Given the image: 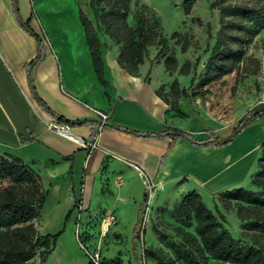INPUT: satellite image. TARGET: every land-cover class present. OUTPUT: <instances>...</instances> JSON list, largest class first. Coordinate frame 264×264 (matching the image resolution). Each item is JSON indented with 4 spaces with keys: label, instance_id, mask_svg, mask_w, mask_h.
Returning <instances> with one entry per match:
<instances>
[{
    "label": "crops",
    "instance_id": "crops-1",
    "mask_svg": "<svg viewBox=\"0 0 264 264\" xmlns=\"http://www.w3.org/2000/svg\"><path fill=\"white\" fill-rule=\"evenodd\" d=\"M33 1L18 0V4L22 19H29L30 27L42 39L43 55L32 71L36 94L66 119L89 120L73 124L77 137L91 138L99 123L95 110L108 114L91 150L47 127L46 120L53 116L33 98L26 75L37 41L16 21L11 0H0V152L27 162L47 191L33 219L40 234L56 233L63 226L60 235L73 234L77 229L74 221L99 205L107 207L102 218L111 216L109 209L115 208L118 216L131 220L132 230L139 232L137 212L144 201L146 181L153 187L151 202L158 193L195 190L212 211L221 191L237 186L256 189L251 175L258 168L264 118L252 120L224 145H195L184 137L172 142L169 136L134 135L110 126L155 133L177 127L203 139L209 133L226 137L238 117L220 119L207 132L182 124L157 93L166 80L158 77L159 66L144 57L135 72L128 71L118 62L111 39L102 40L100 47L102 83L77 9L69 15L72 19L61 21L64 17L60 16L56 21L54 11L46 8L42 21ZM261 102L264 100L257 104ZM104 178H109L108 192L102 191ZM68 213L69 224L64 225ZM51 214L58 219L52 226L47 222Z\"/></svg>",
    "mask_w": 264,
    "mask_h": 264
},
{
    "label": "trees",
    "instance_id": "trees-1",
    "mask_svg": "<svg viewBox=\"0 0 264 264\" xmlns=\"http://www.w3.org/2000/svg\"><path fill=\"white\" fill-rule=\"evenodd\" d=\"M130 1L88 0V6L94 15L93 21L79 8V18L84 27L93 65L98 78L104 84L101 41L98 34L101 23L105 26V32L120 43L117 57L122 67L135 72L138 64L143 62L144 47L149 39L145 32L140 30V25L132 27L127 22ZM11 2L16 21L37 41L36 54L26 65L28 85L33 98L40 107L59 120L72 124L89 122L86 119L70 120L56 114L36 94L32 71L43 55L42 39L30 27L29 19H22L18 0H11ZM195 2L196 0H184V14L190 13ZM209 6L219 11V29L211 53L205 62V72L199 80V86L220 79L239 65L244 60L247 44L260 30L264 29V0H211ZM100 10L101 14L98 13ZM177 34L178 32L174 31L171 36ZM159 40L163 41V39ZM164 65L167 70H171L175 65V58L172 55H166ZM258 65L257 58L248 57L244 74L254 73ZM170 90L173 98L185 93L184 88H178L176 79L172 80ZM157 93L168 102L159 90ZM260 117L264 118V102L256 104L243 113L226 137L209 133L208 137L203 139H197L189 131L177 127L155 133L121 125L110 126L134 135L169 136L172 142L184 137L195 145H224L229 143L248 123ZM259 147L258 168L251 175V183L256 186V189L237 186L219 193L221 198L234 202L238 217L244 221L242 228L248 234V240L232 236L223 226L226 219L217 206L215 205V211H212L205 205L197 191L190 190L180 200L179 210L184 215L188 213L194 217V234H185L181 243L172 246L178 258L188 264H207L213 259L235 264H264V136L259 139ZM4 178L7 181L0 185V264H30L37 248L43 246V249L38 252L41 264L53 251L64 226L52 234H40L37 231L33 219L38 216L47 191L42 187L39 175L27 162L18 156L0 152V181ZM68 218L69 213L65 217L64 225ZM138 236L137 233L134 240ZM48 240H51V246H48ZM143 254L144 257L162 263L159 251L152 247H144ZM100 264H123V262L118 257L103 258L101 256Z\"/></svg>",
    "mask_w": 264,
    "mask_h": 264
},
{
    "label": "rangeland",
    "instance_id": "rangeland-1",
    "mask_svg": "<svg viewBox=\"0 0 264 264\" xmlns=\"http://www.w3.org/2000/svg\"><path fill=\"white\" fill-rule=\"evenodd\" d=\"M210 1L196 0L190 13L184 14V0H131L127 15V22L132 27L140 25V30L148 36L149 42L144 47V57L150 59L154 67L159 66L158 77H161V80L166 79L159 85L158 90L167 98L174 119H178L192 130L200 129L205 132L217 126L220 119L232 115L239 118L250 107L264 100V29L247 44L244 60L239 65L220 79L199 86V80L205 72V62L219 29V11L210 8ZM34 4L42 21L46 16L42 15L46 8L54 11V20H60V16H63L61 21H64L72 19L69 15L74 8L79 14V7L92 21L94 20L88 0H34L33 6ZM101 12L100 10L98 13ZM137 19H140L139 23ZM174 31L178 34L171 36ZM98 34L101 43L104 39H111L110 43H114L119 52L120 43L105 32L102 23ZM166 55L175 58V65L171 70H167L164 65ZM248 57L257 58L259 65L254 73L244 74ZM173 79L177 80L179 89L185 90V93L177 98L171 95L170 84ZM107 179L109 178L102 179L103 192H108ZM6 181V178L2 179L0 185ZM177 186L181 187V181ZM145 192L148 199L149 191ZM187 192L179 189L167 194L158 193L153 202L150 200L149 217L143 228L139 225L144 207L142 201L137 212L139 232L132 230L131 220L121 219L116 209L112 208L109 209L113 218L111 226L101 235L100 222L107 207L99 205L86 217H78L74 221L75 228L80 225L82 227L77 237L76 230L73 234L58 236L53 251L41 264H90L85 247L91 249L95 246H99L103 258L118 257L123 264H142V245L159 251L162 258V263H158L145 257V264H188L178 258L172 248L184 240L185 234H194V217L188 213L184 215L179 210V202ZM216 199L225 213L223 226L232 236L248 240V234L242 228L244 221L238 217L234 202L219 196H216ZM47 222L52 226L58 223V219L51 214ZM67 222L69 224V221ZM137 233L139 236L134 240ZM48 246H51V240H48ZM41 249L43 246L37 248L30 264H40L38 252ZM216 261L210 260L207 264H217Z\"/></svg>",
    "mask_w": 264,
    "mask_h": 264
},
{
    "label": "built area",
    "instance_id": "built-area-1",
    "mask_svg": "<svg viewBox=\"0 0 264 264\" xmlns=\"http://www.w3.org/2000/svg\"><path fill=\"white\" fill-rule=\"evenodd\" d=\"M95 112H96L97 116L99 117V123H98V126H97L95 132L93 133V135L91 136L90 139L77 137L72 131V127H73L72 123L65 121V120H59V119L55 118L54 116L51 119L46 120V125L49 129L55 131L59 135L74 139L82 147L86 148L87 150H91L92 148H94L97 145L98 132L101 129V127L105 124V121L108 117V114L106 112L101 111V110H95ZM145 189L149 191V198L147 199V197H146V199L144 200V207H143V210L141 213V218H140V227L141 228H143V226L145 225V223L149 217V208H150V200H151L150 197L152 198L151 192L153 191V187H152L151 183H149L148 181H146ZM111 222H112V217L110 215H106L105 217H103L101 219V222H100L101 235H103L105 233V231H107ZM77 233H78V235L80 233L78 228L76 229V232H75L76 237H77ZM77 240L80 242L79 238ZM143 249H144V247L142 245L140 256L143 259V261L141 263L145 264V259H144L145 257L143 254ZM85 252L87 254V257H88L90 264H100V260H101L102 255L100 254L99 246H95L91 249H86V247H85Z\"/></svg>",
    "mask_w": 264,
    "mask_h": 264
},
{
    "label": "bare ground",
    "instance_id": "bare-ground-1",
    "mask_svg": "<svg viewBox=\"0 0 264 264\" xmlns=\"http://www.w3.org/2000/svg\"><path fill=\"white\" fill-rule=\"evenodd\" d=\"M215 261H216V260H215ZM216 262H217V264H218V263H220V264H235V263H228V262H223V261H222V262H221V261H216Z\"/></svg>",
    "mask_w": 264,
    "mask_h": 264
}]
</instances>
